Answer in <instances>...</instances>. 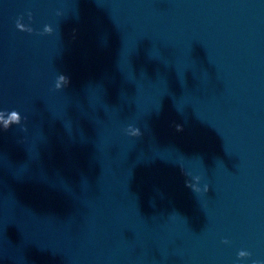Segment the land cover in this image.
Instances as JSON below:
<instances>
[{
  "label": "water",
  "instance_id": "95a60500",
  "mask_svg": "<svg viewBox=\"0 0 264 264\" xmlns=\"http://www.w3.org/2000/svg\"><path fill=\"white\" fill-rule=\"evenodd\" d=\"M0 42L104 150L183 264H264V0H0Z\"/></svg>",
  "mask_w": 264,
  "mask_h": 264
},
{
  "label": "clouds",
  "instance_id": "9594fccd",
  "mask_svg": "<svg viewBox=\"0 0 264 264\" xmlns=\"http://www.w3.org/2000/svg\"><path fill=\"white\" fill-rule=\"evenodd\" d=\"M28 18H29L30 21L32 20V13L31 12L28 13ZM22 19H23L22 17L20 19H17L16 28L19 31H21V32L32 33L34 31L33 28L31 26H29V25H26V24L22 23L21 22ZM52 32H53L52 27L49 26V25H45L44 28H43V33L42 34H51ZM68 83H69V81H67L66 77L64 75H60L57 78L55 88L56 89H60L63 86L67 85ZM0 113H3V112H0ZM8 115L10 117H16V119H13L11 121L5 120V122H4L5 130H7L11 126V124H20V122H21V120L18 117V112L17 111H11L10 113H8ZM0 118H2V116H0ZM205 190H207V189H205ZM223 243L228 244L229 241L224 240ZM250 255H251V253L241 250V251L238 252L237 258L242 260L244 258L249 257ZM254 264H256V262H254Z\"/></svg>",
  "mask_w": 264,
  "mask_h": 264
}]
</instances>
